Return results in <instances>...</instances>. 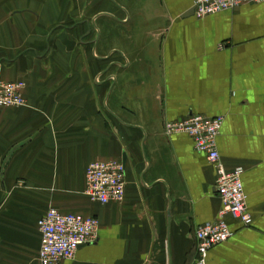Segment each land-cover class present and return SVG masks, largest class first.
Here are the masks:
<instances>
[{
  "label": "crops",
  "instance_id": "crops-1",
  "mask_svg": "<svg viewBox=\"0 0 264 264\" xmlns=\"http://www.w3.org/2000/svg\"><path fill=\"white\" fill-rule=\"evenodd\" d=\"M136 5L139 37L97 54L101 21L127 27ZM189 8L0 0V81L21 82L25 101L0 108V264H38L36 221L49 207L98 222L96 241L60 264H192L194 230L220 201L204 155L164 133L188 114L222 118L215 149L226 171L241 170L250 215L245 227L228 220L232 235L206 264H264V0L182 18ZM131 47L142 51L136 82ZM93 161L122 163L120 203L83 195Z\"/></svg>",
  "mask_w": 264,
  "mask_h": 264
},
{
  "label": "built area",
  "instance_id": "built-area-1",
  "mask_svg": "<svg viewBox=\"0 0 264 264\" xmlns=\"http://www.w3.org/2000/svg\"><path fill=\"white\" fill-rule=\"evenodd\" d=\"M263 0H191L192 15L202 18L231 10L244 4ZM21 82H0V108L20 107L25 103ZM221 117L188 114L179 120L166 122V135L184 134L195 152L203 154L214 172V190L220 201L214 220L198 225L194 230L195 258L192 264H205L208 250L231 237L228 220L248 226L250 215L245 206V194L240 180L241 170L226 171L215 149V138ZM83 195L100 205L120 203L124 195V168L118 161H93L84 170ZM39 246L38 264H60L70 260L78 247L96 241L98 222L92 217L62 214L47 208L36 221Z\"/></svg>",
  "mask_w": 264,
  "mask_h": 264
},
{
  "label": "rangeland",
  "instance_id": "rangeland-1",
  "mask_svg": "<svg viewBox=\"0 0 264 264\" xmlns=\"http://www.w3.org/2000/svg\"><path fill=\"white\" fill-rule=\"evenodd\" d=\"M120 19H124V17L120 14ZM139 21V12H138V8L136 5V8H131L130 9V13H129V20H128V24L127 27L126 25H120V26H115V25H111L109 20H105L103 19L101 21L102 23V27H103V33H102V45L107 44L106 46H104L102 48V50L100 48L97 49V54H102L105 55L106 53H108L111 50V47L114 48H119V49H123L125 50L126 46L128 45L126 43V40L128 39V41L130 40V42L132 40H134L135 38L139 37L140 31L138 28V26H135L134 23H138ZM132 28V29H130ZM128 36V37H127ZM127 38V39H126ZM111 43V45H110ZM89 49V47H88ZM131 53L134 55H138L140 56V59L137 60L136 63H134L133 67V74L134 75V80L135 82L140 80L142 77L138 76L137 74L139 73V68L142 67V59H141V48H137V47H131ZM134 51V52H133ZM86 54L90 53L88 51L85 52ZM130 53V55H132ZM140 74V73H139ZM2 82V81H0Z\"/></svg>",
  "mask_w": 264,
  "mask_h": 264
},
{
  "label": "water",
  "instance_id": "water-1",
  "mask_svg": "<svg viewBox=\"0 0 264 264\" xmlns=\"http://www.w3.org/2000/svg\"><path fill=\"white\" fill-rule=\"evenodd\" d=\"M191 15H192V8H189V10L184 12L181 17L185 18V17L191 16Z\"/></svg>",
  "mask_w": 264,
  "mask_h": 264
},
{
  "label": "bare ground",
  "instance_id": "bare-ground-1",
  "mask_svg": "<svg viewBox=\"0 0 264 264\" xmlns=\"http://www.w3.org/2000/svg\"><path fill=\"white\" fill-rule=\"evenodd\" d=\"M206 264V263H205Z\"/></svg>",
  "mask_w": 264,
  "mask_h": 264
}]
</instances>
